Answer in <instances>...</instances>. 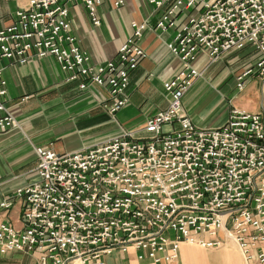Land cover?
Wrapping results in <instances>:
<instances>
[{
    "label": "built area",
    "instance_id": "1",
    "mask_svg": "<svg viewBox=\"0 0 264 264\" xmlns=\"http://www.w3.org/2000/svg\"><path fill=\"white\" fill-rule=\"evenodd\" d=\"M104 2L27 0L0 26V132L17 126L6 105L4 61L52 55L67 82L103 87L115 114L129 100L130 74L146 57L140 40L152 29L175 32L166 46L182 64L164 82L168 106L139 130L121 128L87 149L36 147V179L0 202V254H31L38 264H107L106 257L132 251L138 262L183 264V245L212 249L229 239L244 264H264V98L259 111L230 103L226 120L213 127L183 112L185 93L229 52L255 53L234 76L235 92L253 78L264 85V0H148L156 19L132 20L116 54L95 63L69 14L80 3L100 26ZM124 4L111 0L115 9ZM14 198L22 202L21 228L8 219Z\"/></svg>",
    "mask_w": 264,
    "mask_h": 264
},
{
    "label": "crops",
    "instance_id": "2",
    "mask_svg": "<svg viewBox=\"0 0 264 264\" xmlns=\"http://www.w3.org/2000/svg\"><path fill=\"white\" fill-rule=\"evenodd\" d=\"M26 4L27 0H0V26L9 25L14 12ZM100 15L101 25L94 26L86 8L80 3L74 5L69 14L72 33L95 63H103L116 54L132 31V20L142 21L151 17L153 22L156 19L148 0H125V4L117 9L111 6V0H105L100 7ZM174 33L173 30L161 32L157 29L145 33L140 45L146 57L131 72L127 88L129 100L115 114L110 113L111 100L103 87L92 85L82 90L78 82H67V73L59 68L52 55L43 58L33 56L25 64L4 61L6 105L17 120V126L0 132V202L12 197L19 187L36 179V147H51L59 153L87 149L117 135L121 128L139 130L147 117L165 109L168 97L164 82L178 73L182 66L166 46ZM244 55L242 52L223 55L207 66L203 77L196 80L185 93L183 112L195 125L213 127L222 124L230 103L246 111H249L248 108L259 111L264 98V85L260 86L262 96L258 104H250L249 99L256 93L258 79L248 81L247 86L250 85V88L246 101L234 99L232 78L248 63H245L247 56ZM205 61L206 56L202 55L197 65L202 66ZM231 64L237 65L230 70ZM229 72L233 74L227 78ZM228 92L233 93L230 98L226 97ZM21 207V200L14 198L8 214V219L17 228L22 226ZM186 247L182 246L181 258H189L196 263L197 258L192 256V249ZM220 253L225 256V264H236L228 249ZM106 262L153 264L138 262L132 251L128 254L116 252L106 257ZM0 264L38 262L31 254L10 252L0 254Z\"/></svg>",
    "mask_w": 264,
    "mask_h": 264
},
{
    "label": "rangeland",
    "instance_id": "3",
    "mask_svg": "<svg viewBox=\"0 0 264 264\" xmlns=\"http://www.w3.org/2000/svg\"><path fill=\"white\" fill-rule=\"evenodd\" d=\"M242 53L245 54V52H242ZM244 56H247V57H245L246 58L245 63H247L248 61H250V60L255 58V53H251L249 55L246 54ZM231 65L232 66L229 68L230 70H232L237 64L236 65L231 64ZM223 70H225V69L223 68ZM232 74L233 73L229 72V74L227 75V78L230 77V75H232ZM232 79H233V83H235L234 76H233ZM258 80H259V83L256 86V88H257L256 89V93H255L254 97L249 98V99H251L250 100V104H252V105H253V103H257L258 104V102H259V100H260V98L262 96V94L260 92V86H261L262 83H260V81H261L260 79H258ZM249 88H250V85H248L246 87V89L243 92H241V93H238L236 91L237 94H236L235 90L234 91L232 90L233 93H235V96H236V97H234V99H238L240 101H246L245 97L247 96V92H248ZM231 92H228L226 94L227 98H230L233 95V93H231ZM241 97H243V98H241ZM260 108H261V106H260ZM248 110L249 111H254V110H251L249 108H248ZM168 127L169 126H165L164 129L167 130ZM186 248L192 249V251H193L192 256H195L197 258V262L193 263L189 258L182 257L183 264H225V262H224L225 261L224 260L225 256L222 255L220 252H223L226 249H228L231 252L232 259L236 261V264H243L235 243L233 241L229 240V239H226L223 242V244L220 247H218V248L204 249V248L196 246V245H187Z\"/></svg>",
    "mask_w": 264,
    "mask_h": 264
}]
</instances>
